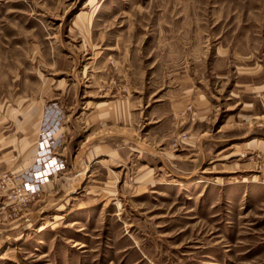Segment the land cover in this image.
Masks as SVG:
<instances>
[{
	"label": "rangeland",
	"instance_id": "374dc122",
	"mask_svg": "<svg viewBox=\"0 0 264 264\" xmlns=\"http://www.w3.org/2000/svg\"><path fill=\"white\" fill-rule=\"evenodd\" d=\"M0 264H264V0H0Z\"/></svg>",
	"mask_w": 264,
	"mask_h": 264
}]
</instances>
